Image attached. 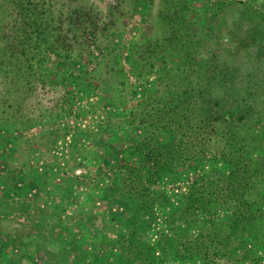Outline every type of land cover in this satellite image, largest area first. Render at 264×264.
Listing matches in <instances>:
<instances>
[{
    "label": "rangeland",
    "instance_id": "obj_1",
    "mask_svg": "<svg viewBox=\"0 0 264 264\" xmlns=\"http://www.w3.org/2000/svg\"><path fill=\"white\" fill-rule=\"evenodd\" d=\"M220 1L0 0V264L130 255L111 245L130 206L99 172L128 147L106 125L146 91L200 86L264 151V0ZM27 57L42 60L31 83ZM246 246L264 264V233Z\"/></svg>",
    "mask_w": 264,
    "mask_h": 264
},
{
    "label": "trees",
    "instance_id": "obj_2",
    "mask_svg": "<svg viewBox=\"0 0 264 264\" xmlns=\"http://www.w3.org/2000/svg\"><path fill=\"white\" fill-rule=\"evenodd\" d=\"M220 3L216 0V7ZM25 61V80L31 83L30 70L42 60ZM185 79L191 84L189 77ZM233 114L207 90L183 85L165 95L146 91L135 108L106 125L105 132L128 147L113 165L100 168L101 189L103 197L129 204L130 215L122 219L132 231L127 240L111 241L130 255L113 262L100 256L104 263L259 261L246 243L259 241L264 233V151L261 139L242 133L243 124L237 125L240 121ZM193 163L199 172L187 170ZM145 232L157 234L154 243L143 241Z\"/></svg>",
    "mask_w": 264,
    "mask_h": 264
}]
</instances>
